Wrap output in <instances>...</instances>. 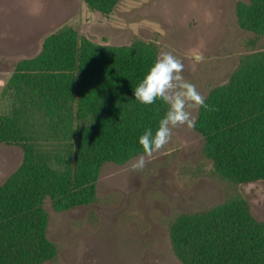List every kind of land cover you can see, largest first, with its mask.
<instances>
[{
	"label": "trees",
	"instance_id": "trees-1",
	"mask_svg": "<svg viewBox=\"0 0 264 264\" xmlns=\"http://www.w3.org/2000/svg\"><path fill=\"white\" fill-rule=\"evenodd\" d=\"M81 1L108 15L120 0ZM238 14L244 28L264 29V0L242 3ZM156 58L147 45L102 44L62 25L35 57L17 61L0 142L19 146L22 158L0 182V264L49 258L44 200L88 204L104 164L141 153L138 137L166 109L159 99L145 105L133 96ZM205 99L194 129L219 174L236 184L264 181V53ZM169 234L181 264H264V220L236 202L181 213Z\"/></svg>",
	"mask_w": 264,
	"mask_h": 264
},
{
	"label": "rangeland",
	"instance_id": "rangeland-1",
	"mask_svg": "<svg viewBox=\"0 0 264 264\" xmlns=\"http://www.w3.org/2000/svg\"><path fill=\"white\" fill-rule=\"evenodd\" d=\"M248 1L120 0L104 15L81 0H0V114L9 106L6 86L17 61L35 57L62 25L102 44L141 43L157 57L170 51L184 64V79L206 97L264 53V29L244 28L238 18ZM137 156L104 164L88 204L65 208L44 200L53 252L34 264H181L169 234L179 214L236 202L264 220V181L223 178L194 128H175L141 170L129 167ZM21 158L19 146L0 142V182Z\"/></svg>",
	"mask_w": 264,
	"mask_h": 264
},
{
	"label": "clouds",
	"instance_id": "clouds-1",
	"mask_svg": "<svg viewBox=\"0 0 264 264\" xmlns=\"http://www.w3.org/2000/svg\"><path fill=\"white\" fill-rule=\"evenodd\" d=\"M183 68L179 57L170 51H162L135 86L133 96L138 102L150 105L159 99L166 109L157 126L145 128L138 137L142 151L130 163L131 169H143L149 158L170 141L175 128H195L197 117L193 115V110L209 107L196 84L184 79Z\"/></svg>",
	"mask_w": 264,
	"mask_h": 264
}]
</instances>
